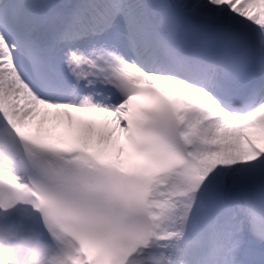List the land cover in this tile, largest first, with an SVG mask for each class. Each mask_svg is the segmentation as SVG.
I'll return each mask as SVG.
<instances>
[{"label": "snow or ice", "instance_id": "snow-or-ice-1", "mask_svg": "<svg viewBox=\"0 0 264 264\" xmlns=\"http://www.w3.org/2000/svg\"><path fill=\"white\" fill-rule=\"evenodd\" d=\"M37 244L264 264V0H0V264Z\"/></svg>", "mask_w": 264, "mask_h": 264}, {"label": "clouds", "instance_id": "clouds-1", "mask_svg": "<svg viewBox=\"0 0 264 264\" xmlns=\"http://www.w3.org/2000/svg\"><path fill=\"white\" fill-rule=\"evenodd\" d=\"M56 255H59V252L37 244L24 251L20 258V264H52Z\"/></svg>", "mask_w": 264, "mask_h": 264}, {"label": "bare ground", "instance_id": "bare-ground-1", "mask_svg": "<svg viewBox=\"0 0 264 264\" xmlns=\"http://www.w3.org/2000/svg\"><path fill=\"white\" fill-rule=\"evenodd\" d=\"M38 119V118H37Z\"/></svg>", "mask_w": 264, "mask_h": 264}]
</instances>
